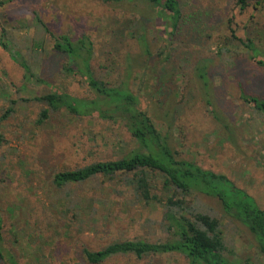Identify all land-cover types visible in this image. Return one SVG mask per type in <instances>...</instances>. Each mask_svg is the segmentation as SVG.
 <instances>
[{
    "label": "rangeland",
    "instance_id": "374dc122",
    "mask_svg": "<svg viewBox=\"0 0 264 264\" xmlns=\"http://www.w3.org/2000/svg\"><path fill=\"white\" fill-rule=\"evenodd\" d=\"M3 1L0 30L5 28L10 44L35 73L25 77L0 47V113L14 107L11 116L0 122V215L4 246L18 262L90 264L84 259V248L98 250L116 240L169 237L163 227V202L140 199L121 176L96 177L65 188L54 185L58 171L118 158L137 144L120 121L78 117L62 110L39 122L48 106L35 96L49 92L51 86L79 97L90 95L81 75L64 71L67 59L53 49L55 38L50 33L89 35L98 78L115 84L128 81L139 93L141 107L163 133L170 134L180 158L226 175L264 208V116L244 102L240 92V80H247L245 70L255 83L256 77L264 80V72L247 63L246 49L227 27L231 21L237 36L244 38L257 23L264 27V8L241 10L236 0H181L189 24L168 38L158 20L146 19L152 27L148 31L152 55L143 57L132 36L141 26L139 0ZM203 65L211 81L209 95L198 78ZM212 110L224 118L219 121ZM153 175V191L164 199L162 177ZM187 201L220 219L229 258L239 264H264L252 233L226 215L217 198L196 193ZM0 264L11 263L5 258ZM100 264L189 261L173 252L143 258L119 254Z\"/></svg>",
    "mask_w": 264,
    "mask_h": 264
},
{
    "label": "trees",
    "instance_id": "16d2710c",
    "mask_svg": "<svg viewBox=\"0 0 264 264\" xmlns=\"http://www.w3.org/2000/svg\"><path fill=\"white\" fill-rule=\"evenodd\" d=\"M101 1L110 4L126 0ZM139 1L141 5L137 13L140 14L138 20L141 26L132 36L139 44L142 56L148 57L152 55V51L150 32L148 33L150 26L146 25V19L154 17L160 25L162 24L161 27L165 28L167 37L173 38L184 29L185 24H189V18H184L181 0ZM4 3L5 1L0 0V6ZM236 5L240 6L241 10L248 7L260 10L264 8V0H236ZM192 25L196 27V22ZM258 25L257 23L254 26V32H247L244 38L237 36L231 21H228L227 27L230 36L240 40L246 49L244 57L247 63L264 72V27ZM50 34L55 38L53 49L67 59L64 71L81 75L90 90V95L79 97L57 86H51L49 92L35 96L48 106L42 111L39 122L42 123L49 118L51 112L62 110L78 117L120 121L137 144L118 158L96 160L58 171L52 179L54 185L57 188H65L96 177L115 179L121 176L125 184L140 199L147 202L161 201L165 206L163 227L169 235L166 240L149 241L139 238L116 240L98 250L84 248V259L90 264H100L119 254H132L137 258H143L148 255L177 252L183 254L189 264H239L226 254L227 245L220 219L188 204L187 198L196 193L217 198L226 215L240 221L249 229L255 238L257 249L264 254V208L226 175L204 168L193 160L180 158L173 149L170 134L163 133L151 113L141 107L140 95L133 91L128 81L115 84L98 78L92 67L95 47L89 35L73 37L67 33ZM0 47L19 64L25 77L35 75L21 53L10 44L4 27L0 30ZM206 69L207 66L204 65L198 68V78L209 95L211 81ZM249 75L245 70L244 78L247 80H240L241 98L264 116V80L256 77L255 83L254 79H248ZM39 80L49 84L42 78ZM13 111V106L4 109L0 113V122L7 120ZM212 111L216 119L222 120V115L216 114V110ZM1 139L3 140L0 135V141ZM153 173H158L162 177V186L167 193L164 199L153 191L155 186ZM2 230L3 218L0 215V261L7 258L11 264H21L5 248Z\"/></svg>",
    "mask_w": 264,
    "mask_h": 264
}]
</instances>
